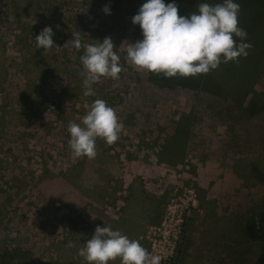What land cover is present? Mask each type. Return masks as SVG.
Listing matches in <instances>:
<instances>
[{
	"label": "rangeland",
	"instance_id": "obj_1",
	"mask_svg": "<svg viewBox=\"0 0 264 264\" xmlns=\"http://www.w3.org/2000/svg\"><path fill=\"white\" fill-rule=\"evenodd\" d=\"M235 2L252 48L212 70L207 83L226 88L205 92L159 86L125 60V42L143 39L136 0H0V264H87L78 250L104 225L160 264H255L260 242L245 227L260 230L264 213V184L251 173L264 172V111L232 101L264 103V0ZM46 26L60 47L76 32L82 43L110 37L127 71L84 96L83 48L37 49ZM96 99L124 128L111 145L97 138L95 158H76L68 124ZM163 147L174 148L162 156L170 163Z\"/></svg>",
	"mask_w": 264,
	"mask_h": 264
},
{
	"label": "clouds",
	"instance_id": "obj_2",
	"mask_svg": "<svg viewBox=\"0 0 264 264\" xmlns=\"http://www.w3.org/2000/svg\"><path fill=\"white\" fill-rule=\"evenodd\" d=\"M102 11L110 14L108 6ZM239 13L240 4L235 0H223L215 5L199 3L197 11L189 16L179 15L175 3L146 0L132 17V24L140 26L143 39L125 42V60L139 70L162 73L165 77H195L218 69L221 63H238L239 58H247L252 48L245 42L246 30L239 27ZM54 35L52 27L46 26L35 37L36 48L44 52L53 48H83L80 75L86 97L96 95L93 85L101 78L119 80L120 73L127 71L110 37L102 42L82 43L80 32H76L73 39L60 47L54 43ZM123 128L115 109L105 100L96 99L81 123L69 122V147L76 158H95L97 138L111 145L119 139ZM72 246L71 242L67 245ZM78 255L87 264H109L117 259L121 264H160V257L150 253L139 240L129 239L110 225L97 226L92 238L78 250Z\"/></svg>",
	"mask_w": 264,
	"mask_h": 264
},
{
	"label": "trees",
	"instance_id": "obj_3",
	"mask_svg": "<svg viewBox=\"0 0 264 264\" xmlns=\"http://www.w3.org/2000/svg\"><path fill=\"white\" fill-rule=\"evenodd\" d=\"M138 3V6L134 8V13L137 14L139 8L146 2V0H136ZM165 4L168 3H175L178 6V11L179 15L185 16V11L188 9L189 4L193 3H209L214 5L210 1H205V0H164ZM197 11V9L195 10ZM214 73L210 71L208 74H200L195 77H181L179 75L175 77H165L164 74H156V73H150L148 78L151 82L156 83L159 86H171V85H179V86H184V87H189L194 90H201L205 92H215L220 89V85L217 84L216 87L218 89L213 88L214 82H211L210 84L207 83L209 81V78H212V75ZM223 88H226L225 86ZM220 89V90H223ZM243 98V96L241 97ZM236 108L247 115H254L258 112L264 111V103L258 102L255 99L249 100L247 104L242 106L239 102L237 101H232ZM174 144L178 142L179 138L173 137ZM172 140V141H173ZM173 144V146H174ZM169 150H174L173 147H171ZM166 147H163V150L161 151L159 158L161 160H165V162L170 163L171 159L165 157L162 158V156H165ZM178 151V150H177ZM251 173L255 177L257 181L260 183L264 184V172L259 170L256 167H251ZM260 230L256 229L253 225L248 224L245 229L248 237L252 240H257L260 242L259 248H258V253L255 258V264H264V213H261L260 215ZM1 257V256H0ZM3 257V255H2ZM8 261V260H7ZM2 264H8L7 262H2Z\"/></svg>",
	"mask_w": 264,
	"mask_h": 264
},
{
	"label": "built area",
	"instance_id": "obj_4",
	"mask_svg": "<svg viewBox=\"0 0 264 264\" xmlns=\"http://www.w3.org/2000/svg\"><path fill=\"white\" fill-rule=\"evenodd\" d=\"M178 222H179L178 219H176V220L174 221L173 226H176L175 230H177V228H178V227H177ZM175 230H172V231H175ZM176 232H177V231H176ZM176 232H175L174 234H170V235H169L171 239H175ZM166 236H167V238H168V235H166ZM168 239H169V238H168Z\"/></svg>",
	"mask_w": 264,
	"mask_h": 264
}]
</instances>
